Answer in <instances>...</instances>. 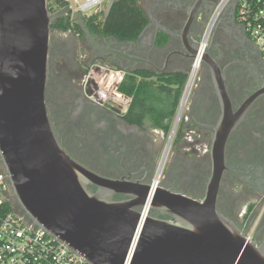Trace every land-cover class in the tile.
I'll list each match as a JSON object with an SVG mask.
<instances>
[{
    "label": "flooded vegetation",
    "instance_id": "flooded-vegetation-1",
    "mask_svg": "<svg viewBox=\"0 0 264 264\" xmlns=\"http://www.w3.org/2000/svg\"><path fill=\"white\" fill-rule=\"evenodd\" d=\"M218 1L141 0L149 22L136 41L117 43L94 35L98 44H93L84 32L52 31L48 110L60 143L75 160L105 178L151 193L184 77L202 53L160 182L148 202L141 206L136 196L101 195L112 204L128 203L121 213L132 220L138 214L141 220L144 212L169 220L149 211L154 193L168 189L204 199L217 156L225 161L218 210L263 244L264 58L230 11L201 51V37ZM160 39L167 43L161 45ZM108 70L119 74L110 84ZM114 83L117 100L110 95ZM89 191L100 194L96 186Z\"/></svg>",
    "mask_w": 264,
    "mask_h": 264
},
{
    "label": "water",
    "instance_id": "water-1",
    "mask_svg": "<svg viewBox=\"0 0 264 264\" xmlns=\"http://www.w3.org/2000/svg\"><path fill=\"white\" fill-rule=\"evenodd\" d=\"M49 2L0 0L3 166L17 207L28 220L82 254L89 264H125L140 215L132 220L123 214L128 203L112 204L101 194L136 196L137 205L143 206L150 191L145 187L140 192L134 184L93 172L60 143L47 104L52 73L51 25L69 15L71 8L52 12ZM234 10L235 5L233 16ZM79 24L87 39L98 44L82 13ZM117 89L114 83L110 95L115 100ZM213 163L204 199L168 189L154 193L149 211L170 219L146 217L131 264H264V243L251 240L218 210L225 161L215 156ZM89 186L98 187L100 194H92Z\"/></svg>",
    "mask_w": 264,
    "mask_h": 264
},
{
    "label": "built area",
    "instance_id": "built-area-1",
    "mask_svg": "<svg viewBox=\"0 0 264 264\" xmlns=\"http://www.w3.org/2000/svg\"><path fill=\"white\" fill-rule=\"evenodd\" d=\"M71 8V24L79 23V14L85 17L103 13L107 0H66ZM114 0L111 1L110 7ZM235 5L234 17L244 26L246 32L259 47L264 58V0H219L210 15L200 40L201 51L207 46L212 32L223 15ZM108 7V10L109 8ZM202 53L197 56L183 89L182 97L175 117L173 129L163 149L150 196L160 182L163 161L170 152L171 140L176 124L190 97ZM165 165V164H164ZM147 213L138 224L125 264H131L143 230ZM0 264H89L79 252L72 251L67 245L50 235L44 228L28 220L19 211L13 193L10 177L7 174L0 154Z\"/></svg>",
    "mask_w": 264,
    "mask_h": 264
},
{
    "label": "trees",
    "instance_id": "trees-1",
    "mask_svg": "<svg viewBox=\"0 0 264 264\" xmlns=\"http://www.w3.org/2000/svg\"><path fill=\"white\" fill-rule=\"evenodd\" d=\"M141 0H114L108 15L103 13L85 17V22L93 35L100 38H115L121 42L136 41L149 22L145 10L140 5ZM56 9L50 6L52 12L68 6L66 0H55ZM104 16V17H103ZM103 17V18H101ZM52 31H73L83 34L79 23L71 24L70 17H64L51 25ZM161 45L166 39L159 40ZM187 76L184 77L183 84Z\"/></svg>",
    "mask_w": 264,
    "mask_h": 264
},
{
    "label": "rangeland",
    "instance_id": "rangeland-1",
    "mask_svg": "<svg viewBox=\"0 0 264 264\" xmlns=\"http://www.w3.org/2000/svg\"><path fill=\"white\" fill-rule=\"evenodd\" d=\"M111 1L112 0H107V2L104 4V6H105V9L103 10L104 12H103V14L106 16V14H107V12H108V7H110V4H111ZM49 6H51V7H53L54 9H56L57 7H56V4H55V0H50V2H49ZM104 17V16H103ZM103 17H101V18H103ZM116 76V74L114 73L113 74V76ZM111 73H110V75H109V78L107 79V83L108 84H110L112 81L111 80H113V76H111ZM165 148V147H164Z\"/></svg>",
    "mask_w": 264,
    "mask_h": 264
},
{
    "label": "bare ground",
    "instance_id": "bare-ground-1",
    "mask_svg": "<svg viewBox=\"0 0 264 264\" xmlns=\"http://www.w3.org/2000/svg\"><path fill=\"white\" fill-rule=\"evenodd\" d=\"M164 164H165V161H163V163H162V165H161L162 168L164 167Z\"/></svg>",
    "mask_w": 264,
    "mask_h": 264
}]
</instances>
